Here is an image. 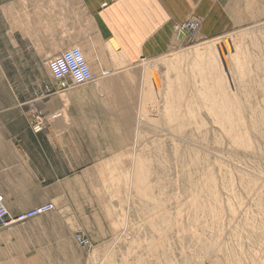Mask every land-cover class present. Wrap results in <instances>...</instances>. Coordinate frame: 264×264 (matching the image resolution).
Here are the masks:
<instances>
[{
    "label": "rangeland",
    "instance_id": "1",
    "mask_svg": "<svg viewBox=\"0 0 264 264\" xmlns=\"http://www.w3.org/2000/svg\"><path fill=\"white\" fill-rule=\"evenodd\" d=\"M232 20L207 39L191 40L198 18L177 26L186 41L138 62L121 98L96 78L61 88L121 100L120 123L135 136L89 152V182L74 185L65 208L44 203L52 209L0 225V237L24 251L40 245L41 264H264V4ZM18 65L0 57V80H54L45 62L34 73ZM202 84L215 102L198 95Z\"/></svg>",
    "mask_w": 264,
    "mask_h": 264
},
{
    "label": "crops",
    "instance_id": "2",
    "mask_svg": "<svg viewBox=\"0 0 264 264\" xmlns=\"http://www.w3.org/2000/svg\"><path fill=\"white\" fill-rule=\"evenodd\" d=\"M244 4L264 0H0V57L17 58V72L34 73L78 48L97 88L121 98L117 90L136 87L125 78L138 62L186 41L177 26L198 18L191 40L212 38ZM120 104L61 90L56 80H0V192L9 212L47 202L65 208L74 185L89 182V152L118 151L123 138L135 136L120 123ZM39 248L24 251L0 237V264H41Z\"/></svg>",
    "mask_w": 264,
    "mask_h": 264
},
{
    "label": "built area",
    "instance_id": "3",
    "mask_svg": "<svg viewBox=\"0 0 264 264\" xmlns=\"http://www.w3.org/2000/svg\"><path fill=\"white\" fill-rule=\"evenodd\" d=\"M195 25V23L188 22L182 26V29L188 33ZM72 51L77 54V48H71L68 51L63 52L60 56L54 57L47 62V70L50 76L58 81L62 89L68 86L84 84L93 78L87 64L83 60V57L80 61H76L71 54ZM77 72L81 73V76L83 77L82 79L76 78ZM50 209H52L50 204H44L11 216L4 206L3 196L0 194V225H2V227H7L16 223L25 222L36 215L48 212ZM77 242L81 245L88 244V241L81 236H77Z\"/></svg>",
    "mask_w": 264,
    "mask_h": 264
},
{
    "label": "bare ground",
    "instance_id": "4",
    "mask_svg": "<svg viewBox=\"0 0 264 264\" xmlns=\"http://www.w3.org/2000/svg\"><path fill=\"white\" fill-rule=\"evenodd\" d=\"M181 31H184V30L181 28ZM72 48H74V47H72ZM70 49H71V48H70ZM77 49H78V48H77ZM68 50H69V49H68ZM68 50H65V51H68ZM65 51H63V52H65ZM63 52H61V53L58 54L57 56H60ZM71 54H72V56H73L74 58H75V56L77 55L74 51H72ZM80 54H81V53H80ZM57 56H55V57H57ZM197 57H199V56H197ZM53 58H54V57H53ZM53 58H51V59H53ZM201 58H202V57H201ZM201 58H200V59H201ZM51 59H49L48 61H50ZM83 60H84V58H83ZM196 60H197V59H196ZM48 61H47V62H48ZM84 61H85V60H84ZM203 61H204V60H203ZM205 61H206V60H205ZM47 62H46V65L48 64ZM198 62H200V61H198ZM81 63H82V62H81ZM85 63H86V62H85ZM205 63H206V62H205ZM207 63H208V62H207ZM196 64L199 65V63H196ZM198 65H197V68H199V66H200V65H199V66H198ZM201 65H202V64H201ZM205 65H206V64H205ZM207 65H209V64H207ZM235 66H237V65H235ZM87 67H88V69L90 70V68H89L88 65H87ZM207 67H209V66H207ZM241 67H242V66H241ZM197 68H196V69H197ZM202 68H203V67H202ZM205 69H207V68H205ZM209 69H210V68H209ZM207 70H208V69H207ZM196 71H197V70H196ZM208 72H209V70H208ZM208 72H207V73H208ZM90 73L92 74L93 78H92V80H90V81H88V82H86V83H89V82H91V81H93V80L95 79V76H94V74L91 72V70H90ZM198 73H199V72H198ZM201 73H202V72H201ZM201 73H200V74H201ZM217 73H218V72H217ZM240 73H241V72H240ZM200 74H198V75H200ZM202 74H203V73H202ZM202 74H201V75H202ZM201 75H200V76H201ZM203 75H204V74H203ZM209 75H210V74H209ZM221 77H222V76H221ZM219 78H220V77H219ZM56 81H57V80H56ZM220 82H221V81H220ZM86 83H84V84H86ZM84 84H80V85H84ZM203 85H204V84H202V87H201V88H202V89H205V90H207V91H204V90L201 91V89H200L199 94H198V93H197V94H198L200 97L205 98V100H206L207 98H209V99H210V98L213 99L214 96H216L215 93L211 92V91L213 90V87H212V90L210 89V91H209L208 88H209L210 86L208 87V85H204V86H203ZM220 85H222V84H220ZM220 85L218 84V86H220ZM76 86H79V85H76ZM218 86H217V87H218ZM222 86H223V85H222ZM222 86H221V87H222ZM66 88H67V87H66ZM215 88H216V87H215ZM218 88H220V87H218ZM223 89H224V88H223ZM174 95H175V94H174ZM174 95H173V96H174ZM223 95H225V94H223ZM223 95H222V96H223ZM227 95H228V94H227ZM225 96H226V95H225ZM229 96H230V95H229ZM229 96H228V98H229ZM221 98H222V97H221ZM221 98H220V99H221ZM226 98H227V97H226ZM207 100H208V99H207ZM215 100H216V99H215ZM226 100H227V99H226ZM228 100H229V99H228ZM172 101H173V100H172ZM211 102H215L214 99H213L212 101H210V103H211ZM231 102H232V100H231ZM187 103H188V102H187ZM217 103H218V102H217ZM221 103L226 104V107H229L228 109L226 108L227 110H229L228 112H230V111L232 110V109L230 108V105H229V104H231L230 102H225V101L223 100V102H221ZM232 103H233V102H232ZM173 104H174V103H173ZM188 104H189V103H188ZM190 104H191V103H190ZM144 105H145V104H144ZM174 105H175V104H174ZM177 105H178V104H177ZM227 105H228V106H227ZM210 106H211V105H210ZM224 106H225V105H224ZM232 106L234 107V105H232ZM191 107H192V106H191ZM176 108H177V107H176ZM221 108H222V107H221ZM176 110H178V109H176ZM170 111H171V110H170ZM173 112H174V109H173ZM173 112H172V113H173ZM175 112H176V111H175ZM225 113H226V112H225ZM226 114H227V113H226ZM227 116H228V115H227ZM0 194H2V193L0 192ZM2 196H3V195H2ZM3 200H4V198H3ZM4 206L6 207V205H5V201H4ZM6 209H7V207H6ZM7 211H8V209H7ZM8 213L10 214L9 211H8ZM10 215H11V216H14V215H12V214H10ZM16 215H17V214H16ZM36 216H38V215H36ZM34 217H35V216H34ZM32 218H33V217H32ZM1 226H2V225H1Z\"/></svg>",
    "mask_w": 264,
    "mask_h": 264
},
{
    "label": "clouds",
    "instance_id": "5",
    "mask_svg": "<svg viewBox=\"0 0 264 264\" xmlns=\"http://www.w3.org/2000/svg\"><path fill=\"white\" fill-rule=\"evenodd\" d=\"M82 59V55L79 54V49H77V55L75 56V60L76 61H80ZM76 78L77 79H82L83 77L81 76V73L80 72H77L76 73Z\"/></svg>",
    "mask_w": 264,
    "mask_h": 264
}]
</instances>
